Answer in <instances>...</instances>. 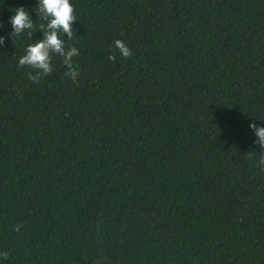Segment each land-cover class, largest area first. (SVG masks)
I'll return each mask as SVG.
<instances>
[{
    "label": "trees",
    "instance_id": "obj_1",
    "mask_svg": "<svg viewBox=\"0 0 264 264\" xmlns=\"http://www.w3.org/2000/svg\"><path fill=\"white\" fill-rule=\"evenodd\" d=\"M70 3L33 82L0 0V264H264V0Z\"/></svg>",
    "mask_w": 264,
    "mask_h": 264
},
{
    "label": "clouds",
    "instance_id": "obj_2",
    "mask_svg": "<svg viewBox=\"0 0 264 264\" xmlns=\"http://www.w3.org/2000/svg\"><path fill=\"white\" fill-rule=\"evenodd\" d=\"M38 18L46 21L41 24L40 31H43V39L37 40L35 43L27 45L25 54L19 58L18 67H28L33 71L27 73L28 79L33 82H39L44 76L52 72L51 59L52 54H56L63 58V64L66 66V76L72 78L75 82L79 75L78 70L73 67V57L77 56L78 49L76 47L65 48L64 40L60 38V33L66 34L70 40L73 36V22L76 21L74 7L70 0H37L36 13ZM12 25V32L9 34L14 38L19 37L25 30L33 28V21L29 12L24 7L15 8L14 14L9 21ZM4 22L0 20V27ZM3 36H0V41ZM113 47L117 49L124 58L132 56L131 49L124 41L116 39ZM109 60L115 61L116 54L113 52L108 57ZM35 72V74H33ZM249 127L255 131L256 143L261 149H264V126H258L255 122L249 124ZM259 165L264 170V151L260 152ZM19 228V226H17ZM7 258V253L2 254Z\"/></svg>",
    "mask_w": 264,
    "mask_h": 264
}]
</instances>
